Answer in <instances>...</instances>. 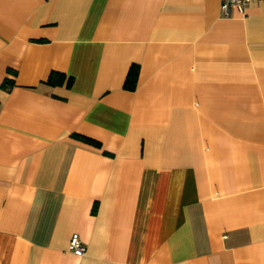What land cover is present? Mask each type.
Here are the masks:
<instances>
[{"label": "crops", "instance_id": "1", "mask_svg": "<svg viewBox=\"0 0 264 264\" xmlns=\"http://www.w3.org/2000/svg\"><path fill=\"white\" fill-rule=\"evenodd\" d=\"M221 3L0 0V264H264V2Z\"/></svg>", "mask_w": 264, "mask_h": 264}, {"label": "built area", "instance_id": "2", "mask_svg": "<svg viewBox=\"0 0 264 264\" xmlns=\"http://www.w3.org/2000/svg\"><path fill=\"white\" fill-rule=\"evenodd\" d=\"M251 0H222L221 9L226 12L230 7H235L239 12H244V6ZM264 2V0H261ZM69 249L77 254L82 255L85 251V246L77 233H73L69 240Z\"/></svg>", "mask_w": 264, "mask_h": 264}, {"label": "trees", "instance_id": "3", "mask_svg": "<svg viewBox=\"0 0 264 264\" xmlns=\"http://www.w3.org/2000/svg\"><path fill=\"white\" fill-rule=\"evenodd\" d=\"M134 69L132 68L129 73H128V76L126 78V81H125V86L126 87H129V88H132L133 87V83H134V80H133V77H134ZM63 80V75L60 74V73H57V72H52L50 73L48 79H47V82L50 83V84H55V83H60L62 82ZM74 136H76L77 138H80L84 141H87V142H90V143H93L95 145H98V142L91 139V138H87V137H84V136H81V135H78V134H74Z\"/></svg>", "mask_w": 264, "mask_h": 264}]
</instances>
